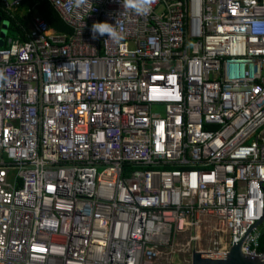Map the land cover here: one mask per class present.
Masks as SVG:
<instances>
[{
    "label": "built area",
    "instance_id": "obj_1",
    "mask_svg": "<svg viewBox=\"0 0 264 264\" xmlns=\"http://www.w3.org/2000/svg\"><path fill=\"white\" fill-rule=\"evenodd\" d=\"M47 1L0 36V264L264 257V0Z\"/></svg>",
    "mask_w": 264,
    "mask_h": 264
},
{
    "label": "trees",
    "instance_id": "obj_2",
    "mask_svg": "<svg viewBox=\"0 0 264 264\" xmlns=\"http://www.w3.org/2000/svg\"><path fill=\"white\" fill-rule=\"evenodd\" d=\"M30 9H36L39 13L49 22L50 26L59 31L71 30V27L61 18L58 11L47 0H21L19 6L16 7L15 18H9V26L14 30H22L21 26L25 24L24 16L29 12ZM0 14L5 15L4 11H1ZM6 18V17H5ZM23 31H21V34ZM23 37V34H22ZM258 249L264 252V232L260 235Z\"/></svg>",
    "mask_w": 264,
    "mask_h": 264
},
{
    "label": "water",
    "instance_id": "obj_3",
    "mask_svg": "<svg viewBox=\"0 0 264 264\" xmlns=\"http://www.w3.org/2000/svg\"><path fill=\"white\" fill-rule=\"evenodd\" d=\"M1 35V33H0ZM0 45L2 40L0 38ZM261 220L256 224H260ZM191 264H264V257L241 251V244L231 246L227 253H198L191 251Z\"/></svg>",
    "mask_w": 264,
    "mask_h": 264
},
{
    "label": "clouds",
    "instance_id": "obj_4",
    "mask_svg": "<svg viewBox=\"0 0 264 264\" xmlns=\"http://www.w3.org/2000/svg\"><path fill=\"white\" fill-rule=\"evenodd\" d=\"M155 0H123V6L126 9L133 10L138 15H147L150 13ZM116 36V32L107 23L93 24L90 29V38L98 40L100 37Z\"/></svg>",
    "mask_w": 264,
    "mask_h": 264
},
{
    "label": "rangeland",
    "instance_id": "obj_5",
    "mask_svg": "<svg viewBox=\"0 0 264 264\" xmlns=\"http://www.w3.org/2000/svg\"><path fill=\"white\" fill-rule=\"evenodd\" d=\"M11 1V0H8ZM12 32H14V29L12 27L9 26V20L8 18H3L0 19V36L7 34H11ZM154 111H158L160 113H162V106H155L153 107Z\"/></svg>",
    "mask_w": 264,
    "mask_h": 264
}]
</instances>
